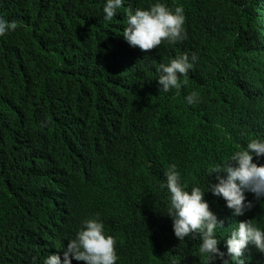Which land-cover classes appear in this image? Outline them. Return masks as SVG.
<instances>
[{"label": "trees", "instance_id": "1", "mask_svg": "<svg viewBox=\"0 0 264 264\" xmlns=\"http://www.w3.org/2000/svg\"><path fill=\"white\" fill-rule=\"evenodd\" d=\"M104 2L0 0L17 24L0 37V264L63 259L96 214L116 264H206L198 236H174L164 171L175 164L189 190L206 189L210 164L264 139V0H164L183 7L186 39L147 52L124 40V12L153 0H125L111 22ZM183 53L197 56L185 84L160 93L156 68ZM245 195L242 221L263 222L264 200ZM205 199L226 214L225 238L234 216Z\"/></svg>", "mask_w": 264, "mask_h": 264}, {"label": "clouds", "instance_id": "2", "mask_svg": "<svg viewBox=\"0 0 264 264\" xmlns=\"http://www.w3.org/2000/svg\"><path fill=\"white\" fill-rule=\"evenodd\" d=\"M125 0H105L102 20L111 22L118 10L124 7ZM204 8V7H203ZM203 10V9H202ZM122 36L131 47H138L147 52L158 48L162 42L176 44L186 39L184 32L185 14L182 6L169 7L164 0H153L147 8H127L124 12ZM201 23V22H200ZM17 24L0 17V37L15 31ZM199 26L196 31L197 38ZM253 31L250 48L254 47ZM197 60L195 53L178 54L167 63H160L156 68V81L160 93L179 89L185 84V77ZM188 105L199 102V94L192 91L185 96ZM254 156L258 162H254ZM264 139H251L246 145L238 147L226 162L212 163L206 169L207 177L212 176L214 183L207 182L206 189L188 186L182 182L180 171L171 164L164 171V180L159 184L166 190L168 207L166 214L172 220L174 236L183 241L186 237L198 236L199 253L206 264H264V221H242L246 210L251 209L252 201L246 199V193H252L257 201L264 200ZM218 196L225 201L227 210L234 216L235 227L229 234L219 239L217 232L226 226V214L219 219V214L212 211L205 192ZM166 233V231H165ZM64 248L63 259L59 254H48L41 264H72L83 261L85 264H116L118 255L114 238L107 234L99 215H93L81 221L75 236L69 238ZM222 240V241H221ZM223 244L224 249L218 245ZM35 264V257H33ZM182 264H191L188 261Z\"/></svg>", "mask_w": 264, "mask_h": 264}, {"label": "rangeland", "instance_id": "3", "mask_svg": "<svg viewBox=\"0 0 264 264\" xmlns=\"http://www.w3.org/2000/svg\"><path fill=\"white\" fill-rule=\"evenodd\" d=\"M253 32L256 33V31H254V28H253ZM254 33H253V34H254Z\"/></svg>", "mask_w": 264, "mask_h": 264}]
</instances>
